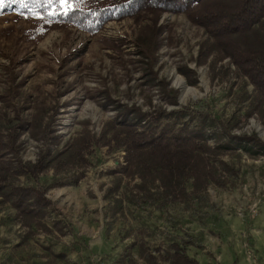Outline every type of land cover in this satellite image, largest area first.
Wrapping results in <instances>:
<instances>
[{
    "label": "rangeland",
    "instance_id": "374dc122",
    "mask_svg": "<svg viewBox=\"0 0 264 264\" xmlns=\"http://www.w3.org/2000/svg\"><path fill=\"white\" fill-rule=\"evenodd\" d=\"M100 1L0 0V137L33 163L48 149L67 155L85 135L99 139L104 127L137 123L141 110L165 116L142 125L212 146L228 184L143 202L124 150L95 146L86 165L13 179L48 188L51 204L31 226L0 192V264H148L141 244L156 252L182 239L201 264H264V147L240 141L264 142V98L184 14L142 12L96 34L57 20ZM256 30L264 35V23Z\"/></svg>",
    "mask_w": 264,
    "mask_h": 264
},
{
    "label": "trees",
    "instance_id": "16d2710c",
    "mask_svg": "<svg viewBox=\"0 0 264 264\" xmlns=\"http://www.w3.org/2000/svg\"><path fill=\"white\" fill-rule=\"evenodd\" d=\"M142 12L184 14L193 25L205 28L264 98V35L256 30L257 25L264 23V0H101L90 8L61 12L57 20L96 34L109 22L132 18ZM148 116L154 122L165 117L153 118L150 113L139 110L137 123L121 122L112 128L104 127L99 139L93 141L94 138L85 135L67 155L48 149L33 163L18 159L15 148L0 137V156L10 152L15 159L0 158V192L31 226V222L45 216L51 204L48 188L16 184L13 179L24 175L36 180L51 168L58 173L72 160L86 165L87 156L95 146L124 150V170L127 175H137L142 180L137 194H141L138 197H142L143 202L160 201L166 205L180 197L201 193L211 183L219 187L228 184L224 175L217 174L212 146L200 137L170 136L165 130L157 132L154 126L142 125ZM240 141L264 147V142L255 135H244ZM222 165L228 177L237 176L238 170L226 163ZM189 184L193 188L190 193L187 192ZM148 194L157 195V199L148 198ZM186 246L187 242L182 239L181 243L174 242L164 251L158 249L159 255H156L141 244L140 254L148 264H201L188 254Z\"/></svg>",
    "mask_w": 264,
    "mask_h": 264
},
{
    "label": "snow or ice",
    "instance_id": "6c2138e0",
    "mask_svg": "<svg viewBox=\"0 0 264 264\" xmlns=\"http://www.w3.org/2000/svg\"><path fill=\"white\" fill-rule=\"evenodd\" d=\"M60 3H61L62 5H67V4H68V0H60Z\"/></svg>",
    "mask_w": 264,
    "mask_h": 264
}]
</instances>
